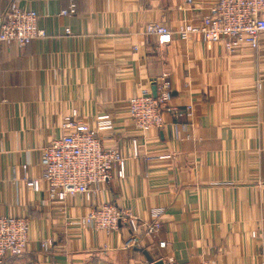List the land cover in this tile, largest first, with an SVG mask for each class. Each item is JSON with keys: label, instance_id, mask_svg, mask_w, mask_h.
<instances>
[{"label": "crops", "instance_id": "obj_1", "mask_svg": "<svg viewBox=\"0 0 264 264\" xmlns=\"http://www.w3.org/2000/svg\"><path fill=\"white\" fill-rule=\"evenodd\" d=\"M11 1L0 0V13ZM17 1L39 13L47 36L24 47L0 43V216L30 217L26 251L3 264L149 263L128 247L127 228L84 229L78 218L89 205L82 197H72L62 213L44 184L40 191L26 184V176L41 174L43 147L74 109L91 126L97 115H112L115 128L102 133L103 144L127 158L126 177L104 184L97 202L147 220L154 209L165 210L149 251L155 260L263 264L264 35L257 51L229 54L221 43L193 37L162 44L146 33L150 23L199 24L216 0L192 7L182 0ZM71 4L76 12L63 14ZM167 72L171 104L192 105V112L165 114L164 126L143 136L127 101L153 91V80ZM44 239L53 241L50 251L41 248Z\"/></svg>", "mask_w": 264, "mask_h": 264}, {"label": "built area", "instance_id": "obj_2", "mask_svg": "<svg viewBox=\"0 0 264 264\" xmlns=\"http://www.w3.org/2000/svg\"><path fill=\"white\" fill-rule=\"evenodd\" d=\"M192 7L196 0H182ZM63 14L76 12L71 4ZM40 15L32 8L22 6L12 0L0 13V43L16 44L24 47L32 41L47 36L40 27ZM146 33L157 34L162 44L179 38L188 41L193 37L208 43H221L229 54L248 48L257 51L264 35V0H216L212 3L199 24L183 23L177 28H169L160 23H150ZM155 93L142 89L127 101V111L135 130L147 135L152 129L164 126V115L176 117L192 112V105L184 109L171 104L173 82L170 73H163L153 80ZM258 87H262L259 82ZM62 133L43 147L38 177H25L28 187L40 191L42 184L47 195L55 201L62 213L69 211L70 199L76 195L82 197L89 211L78 218L86 230L116 232L127 228L131 233L128 247H141L151 251L162 229L163 208L154 209L151 219L138 217L129 207L110 202H97L104 184L113 177L125 178L127 158L116 148H106L102 133L113 131L115 121L110 114H99L94 125L79 117L76 109L62 121ZM133 154L139 155L137 141L134 140ZM169 154L158 158H170ZM27 170V165H23ZM72 220L69 221V224ZM30 217L0 216V264L6 257H19L29 244ZM128 241V240H127ZM166 240L159 239L158 246L166 248ZM51 239L41 241V248L50 251ZM165 264H178L173 259H163ZM148 264H151L150 262ZM264 264V263H263Z\"/></svg>", "mask_w": 264, "mask_h": 264}, {"label": "water", "instance_id": "obj_3", "mask_svg": "<svg viewBox=\"0 0 264 264\" xmlns=\"http://www.w3.org/2000/svg\"><path fill=\"white\" fill-rule=\"evenodd\" d=\"M153 92L155 93V87H153ZM136 249L144 254V256L147 258V260L151 264H165L163 259L155 260V258L150 254V252L146 249H143L141 247H136Z\"/></svg>", "mask_w": 264, "mask_h": 264}, {"label": "trees", "instance_id": "obj_4", "mask_svg": "<svg viewBox=\"0 0 264 264\" xmlns=\"http://www.w3.org/2000/svg\"><path fill=\"white\" fill-rule=\"evenodd\" d=\"M134 250H136L137 252H140V251H138L136 248H135Z\"/></svg>", "mask_w": 264, "mask_h": 264}]
</instances>
